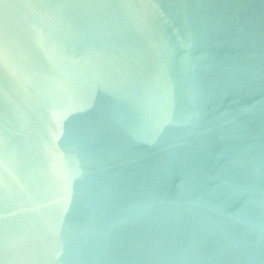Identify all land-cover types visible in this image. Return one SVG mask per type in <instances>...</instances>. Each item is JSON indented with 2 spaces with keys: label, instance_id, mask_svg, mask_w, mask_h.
<instances>
[{
  "label": "water",
  "instance_id": "obj_1",
  "mask_svg": "<svg viewBox=\"0 0 264 264\" xmlns=\"http://www.w3.org/2000/svg\"><path fill=\"white\" fill-rule=\"evenodd\" d=\"M0 264H264V0H0Z\"/></svg>",
  "mask_w": 264,
  "mask_h": 264
}]
</instances>
